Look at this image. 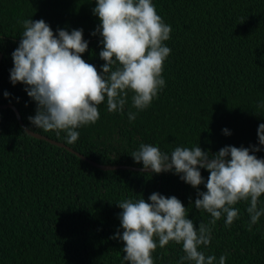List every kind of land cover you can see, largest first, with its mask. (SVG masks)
Wrapping results in <instances>:
<instances>
[{
	"label": "trees",
	"instance_id": "16d2710c",
	"mask_svg": "<svg viewBox=\"0 0 264 264\" xmlns=\"http://www.w3.org/2000/svg\"><path fill=\"white\" fill-rule=\"evenodd\" d=\"M157 14L171 26L165 45V87L143 110L132 106L129 92L123 112L99 105V120L66 133L33 129L29 117L37 105L25 85H13L12 53L20 43L26 19H43L57 33L83 30L89 47L82 58L100 71L101 37L93 15L95 0H0V105L12 104L33 132L71 147L102 166L142 169L132 153L141 144L171 155L176 147L217 153L226 146L260 147L257 130L264 124V0H152ZM5 93H8L5 96ZM135 120H129V113ZM230 135H225L224 130ZM205 182L209 173L200 169ZM199 191H206L202 184ZM177 197L198 228L211 229V242L201 246L216 264H264V215L249 231L250 202H239L238 219L215 225L210 214L194 207L197 189L173 172L155 174L132 169L103 170L77 154L29 135L15 111L0 109V264H128L117 204L146 202L153 193ZM191 200V203H190ZM258 208H264V195ZM182 245L170 242L152 253L154 264H180ZM189 264V262H184Z\"/></svg>",
	"mask_w": 264,
	"mask_h": 264
},
{
	"label": "clouds",
	"instance_id": "9594fccd",
	"mask_svg": "<svg viewBox=\"0 0 264 264\" xmlns=\"http://www.w3.org/2000/svg\"><path fill=\"white\" fill-rule=\"evenodd\" d=\"M95 5L93 15L98 17L99 26L92 35L102 38L99 57L104 64L100 71L82 58L89 47L82 29L54 33L43 19L22 21L24 31L12 53L11 83L25 85L28 97L37 105L35 115L29 117L33 129L54 131L57 136L64 132L68 144L78 140L76 129L99 120L98 108L105 99L109 112H123L131 92L132 106L143 111L165 87L164 62L171 53L165 42L172 29L157 14L152 0H95ZM128 118L135 120V113L130 112ZM224 133L230 135L226 129ZM257 137L264 146V124L259 125ZM260 150L226 146L213 154L198 145L176 147L168 155L158 147L141 144L131 156L136 163L142 162L144 170L173 172L197 189L194 207L210 214V225L223 215L226 226H231L239 214L234 206L250 202L251 231L264 215V208H258L264 195V159L253 154ZM200 169L209 173L206 182ZM202 184L206 191H199ZM148 201L142 197L117 204L122 209L119 219L123 231L112 239L122 240L128 264H154L152 253L170 242L182 245L180 264H216L214 255L206 257L199 251L211 242L208 225L201 222L197 228L175 196L154 192ZM226 259V255L220 256L218 264H226Z\"/></svg>",
	"mask_w": 264,
	"mask_h": 264
},
{
	"label": "water",
	"instance_id": "95a60500",
	"mask_svg": "<svg viewBox=\"0 0 264 264\" xmlns=\"http://www.w3.org/2000/svg\"><path fill=\"white\" fill-rule=\"evenodd\" d=\"M2 59H3V55H2V53L0 52V62L2 61ZM7 108H11V109H13V110L15 111V113H16V115H17V119H18V121L20 122L21 126H22L26 131L30 130V129L24 124L23 119H22V116H21L19 110H18L14 105H12V104L0 105V109H1V110H2V109H7ZM28 134L31 135V136H33L34 138H37V139H40V140H45V141L50 142V143H52V144H54V145H57V146H59V147H64L65 149H67V150H69V151H71V152L77 154L81 159L86 160V161H89V162H91L92 164H94L95 166H97L98 168H101V169H103V170H118V169H127V168H129V169H132V170H140V171H142V172H152L151 169L144 170L143 168H142V169H138V168H130V167H127V166H125V165L102 166V165H100V164H97V163L93 162L92 160H89L86 156H84V155H82V154H80V153L74 151L71 147L67 146V145L64 144V143L57 142V141H55V140L50 139V138L47 137V136H44V135H41V134L35 133V132H33V131H32V133H28Z\"/></svg>",
	"mask_w": 264,
	"mask_h": 264
}]
</instances>
